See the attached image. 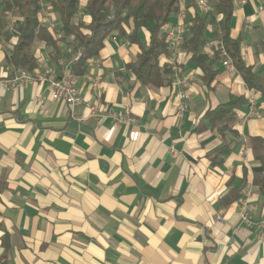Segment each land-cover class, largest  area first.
<instances>
[{"label": "crops", "instance_id": "0c3cea01", "mask_svg": "<svg viewBox=\"0 0 264 264\" xmlns=\"http://www.w3.org/2000/svg\"><path fill=\"white\" fill-rule=\"evenodd\" d=\"M235 4L232 36L241 38L245 64L264 79V0ZM191 5L181 4L187 20L195 13ZM41 17L57 26L47 9ZM79 18L90 21L84 12ZM176 23L174 14L168 24ZM212 31L209 26L208 41ZM216 45L203 53L211 56ZM0 48V257L5 230L7 264H264V190L254 184L259 164L248 142L264 138V97L250 92L237 71L220 60L207 84L182 48L189 88L180 114L170 75L171 86L141 85L127 69L139 48L118 34L82 76L71 71L72 54L53 67L44 52L33 75H73L84 99L77 118L88 117L91 105L118 117L79 123L42 81L5 88L2 81L15 70L4 62L10 43ZM251 96L258 112L248 117ZM240 98L235 133L221 136L206 113ZM225 144L229 149L219 151ZM233 189L239 199L224 207L221 200ZM246 191L250 225L240 217Z\"/></svg>", "mask_w": 264, "mask_h": 264}, {"label": "trees", "instance_id": "16d2710c", "mask_svg": "<svg viewBox=\"0 0 264 264\" xmlns=\"http://www.w3.org/2000/svg\"><path fill=\"white\" fill-rule=\"evenodd\" d=\"M184 1L187 0H0V47L10 43V48L5 50L4 62L14 70L21 68L33 74L40 68L39 60L44 52H47L48 61L53 67H61L60 62L67 53L72 54V58L81 53L71 71L82 76L88 73L90 61L98 59L105 42L118 34L139 48L136 59L127 65L136 81L143 86H171L167 78L169 70L160 65L161 57L169 51L162 27L179 11ZM190 1L195 13L182 47L185 59L195 64L202 71L204 81L210 84L218 75L214 65L221 60L222 45L250 92L264 97V79L256 76L253 68L245 64L241 54V38L232 36L236 0H207L216 15L200 13L195 0ZM43 9L57 16L55 30L43 22ZM81 11L89 17L88 23L80 20ZM9 15L17 19L15 33L7 29L6 19ZM209 25L213 26L212 39L219 41L211 56L203 53L208 43ZM144 31L149 33L148 41L143 40ZM59 33L63 34L61 40L57 38ZM62 48H66V51ZM67 49H70L69 52ZM243 103L244 98H240L221 104L209 110L205 117L221 136L227 132L235 133L233 126ZM248 142L259 164L253 169L254 184L264 190V138L249 137ZM229 147V144H225L219 151H226ZM239 192L238 189L231 190L222 198L221 204L226 207L237 202ZM1 231L4 252L0 264H7L9 234Z\"/></svg>", "mask_w": 264, "mask_h": 264}, {"label": "built area", "instance_id": "2783aa9c", "mask_svg": "<svg viewBox=\"0 0 264 264\" xmlns=\"http://www.w3.org/2000/svg\"><path fill=\"white\" fill-rule=\"evenodd\" d=\"M244 2V1H243ZM197 8L202 14L206 15H216V12L212 5L207 0H197ZM188 9L185 6H180L177 14V23L173 26H170L166 23L162 30L166 33V42L169 45L170 54L166 58L165 67L169 70L170 80L172 85L176 90V94L179 99V104L177 106L178 113H184L187 111L186 101L188 99L186 89L189 88V81L185 77L184 68L179 61L180 53L182 51L183 44L185 42V37L187 30L190 26L191 20L188 19ZM44 9L41 13H43ZM217 17V16H216ZM7 29L11 33H15V24L17 19L11 15H9L6 19ZM50 27L56 29V26L53 25L52 21H49ZM217 33L220 34L219 28H217ZM63 37L62 33L57 35V38L61 40ZM213 41V40H212ZM219 41H208L206 44V49H210L214 44L218 45ZM220 44V43H219ZM81 53H78L76 56L72 58V62L75 63ZM220 56L223 66L231 72L236 71L233 61L229 57L225 48L220 45ZM63 63L62 61L60 62ZM42 81L47 84V89L51 94V98L54 101H61L68 105L71 116L79 123H85L90 118L95 119L98 124H100L104 119L111 117L112 119L118 121V117L112 114L110 108L101 111L96 106H89L90 114L86 118H77L74 115V110L76 107L80 106L84 103V99L80 94V91L77 89L75 85V78L73 75H67L63 73L59 77L50 78L46 76H34L33 74L23 70L21 68L15 70V74L6 80H3V84L5 88H22L30 83L36 81ZM258 112L257 100L254 96L249 98V113L248 117L256 116ZM250 196L249 192H245L244 197L241 198L242 210L240 212L241 221L245 225H250V215L247 208V198ZM216 221L219 223L223 222L222 212H218L216 215ZM264 225V221H263Z\"/></svg>", "mask_w": 264, "mask_h": 264}, {"label": "rangeland", "instance_id": "374dc122", "mask_svg": "<svg viewBox=\"0 0 264 264\" xmlns=\"http://www.w3.org/2000/svg\"><path fill=\"white\" fill-rule=\"evenodd\" d=\"M82 13V11L80 12V14ZM209 26H211V25H209ZM213 27V26H212Z\"/></svg>", "mask_w": 264, "mask_h": 264}]
</instances>
